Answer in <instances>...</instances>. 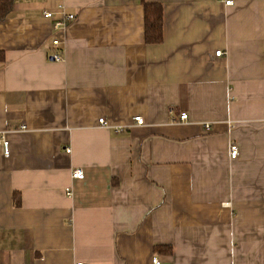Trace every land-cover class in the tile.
<instances>
[{"label": "crops", "instance_id": "0c3cea01", "mask_svg": "<svg viewBox=\"0 0 264 264\" xmlns=\"http://www.w3.org/2000/svg\"><path fill=\"white\" fill-rule=\"evenodd\" d=\"M231 1L14 0L0 264H264V0Z\"/></svg>", "mask_w": 264, "mask_h": 264}, {"label": "built area", "instance_id": "2783aa9c", "mask_svg": "<svg viewBox=\"0 0 264 264\" xmlns=\"http://www.w3.org/2000/svg\"><path fill=\"white\" fill-rule=\"evenodd\" d=\"M220 1H222L228 7L233 5V1H231V0H220ZM60 9H63V7H60ZM45 17L48 18V19H54V15L51 12L46 13L45 14ZM75 19H76V16L75 15H67V16H64V19L57 21V23L55 25L56 30L65 29L67 27L68 23L71 22V21H73V20H75ZM53 45L55 47H58L60 45V41L59 40H55L53 42ZM222 55H224L223 52H217L216 53V56L217 57H220ZM53 59L55 61H58V62L61 61V60H63L62 54H59V53L55 54L53 56ZM178 119H179L178 121L180 123H187V122H189V115L187 113H185V112H182L179 115ZM134 121L136 122V124L138 126H143V124H144V120H143L142 117H136L134 119ZM99 123L101 125H103V126L106 125V122H105L104 119L100 120ZM204 128L207 131H210L211 125L210 124H205L204 125ZM22 129L24 130L25 127H22ZM116 131L118 133H121L122 132L121 129H117ZM0 147L4 150V155L6 157H9L10 156L9 141H8V138H7L6 134H0ZM66 152L70 154L71 153V150L70 149H67ZM239 154H240V152H239L238 146L235 143L231 144V146H230V155H231V158L233 160H235L236 158H238ZM84 178H85V174H84L83 170L77 169V170H74L72 172V179L73 180H83ZM67 194L69 196H71L72 195L71 190H67ZM77 264H83V263H77ZM153 264H161V262H160V260L158 258H155L153 260Z\"/></svg>", "mask_w": 264, "mask_h": 264}, {"label": "trees", "instance_id": "16d2710c", "mask_svg": "<svg viewBox=\"0 0 264 264\" xmlns=\"http://www.w3.org/2000/svg\"><path fill=\"white\" fill-rule=\"evenodd\" d=\"M14 0H0V20H5L10 14ZM145 7V41L147 45H160L164 41L163 8L160 4H144ZM5 56L0 53V62Z\"/></svg>", "mask_w": 264, "mask_h": 264}, {"label": "bare ground", "instance_id": "6f19581e", "mask_svg": "<svg viewBox=\"0 0 264 264\" xmlns=\"http://www.w3.org/2000/svg\"><path fill=\"white\" fill-rule=\"evenodd\" d=\"M70 26V25H69Z\"/></svg>", "mask_w": 264, "mask_h": 264}]
</instances>
